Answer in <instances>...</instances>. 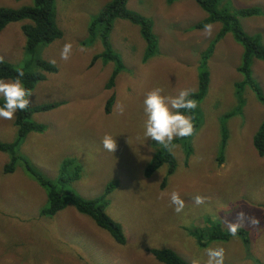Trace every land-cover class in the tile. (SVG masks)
I'll use <instances>...</instances> for the list:
<instances>
[{
  "label": "rangeland",
  "instance_id": "374dc122",
  "mask_svg": "<svg viewBox=\"0 0 264 264\" xmlns=\"http://www.w3.org/2000/svg\"><path fill=\"white\" fill-rule=\"evenodd\" d=\"M108 1L55 0V21L62 35L36 47L33 56L26 51L21 31L28 21L8 23L0 32V57L16 66L36 58L56 66V72H46L31 89L30 107L61 104L30 116L45 129L26 133L16 153L55 182L56 189L84 199L99 197L114 181L104 212L120 225L125 242L118 243L71 202L51 216H40L46 189L21 158L12 171L4 172L11 157L0 150V264H164L149 251L152 248L170 249L188 264H206L208 248H223L224 264H255V259L264 263V154L253 145L264 122V103L250 87L236 86L243 80L236 69L241 45L230 32L214 42L223 26L220 21L210 24L211 36L204 28H193L207 16L195 0H127L128 10L152 20L156 52L144 60L146 44L139 26L114 18L108 41L123 67L107 88L116 64L94 58L104 50L97 39L103 24L96 27L92 44L88 28ZM32 2L0 0V6L17 9ZM216 8H255L258 13L237 16V22L264 44V0H221ZM65 43L72 45L66 61L60 55ZM251 69L264 93V61L254 59ZM30 71H36L35 63ZM202 72L209 79L207 91L198 106L184 114L197 117L192 120L194 134L174 139L171 172L163 163L146 175L157 151L144 136L146 94L154 88L173 98L185 89L195 93ZM14 119H0L1 143L14 141ZM105 135L115 139V152L103 148ZM64 161L71 163L62 167ZM173 191L184 201L180 213L170 205ZM197 195L204 203H194ZM229 222L247 231V244L235 236L200 245L196 234L207 240L215 229L228 230Z\"/></svg>",
  "mask_w": 264,
  "mask_h": 264
},
{
  "label": "trees",
  "instance_id": "16d2710c",
  "mask_svg": "<svg viewBox=\"0 0 264 264\" xmlns=\"http://www.w3.org/2000/svg\"><path fill=\"white\" fill-rule=\"evenodd\" d=\"M126 1L127 0H110L105 3L100 12L91 21L88 28L90 38L93 39L91 44L99 39L101 44L104 46L103 52H101L94 58L102 57L104 61H115L114 63L116 64L115 69L113 70L106 84L107 88H110L113 85L114 77L123 67L120 57L111 50L108 41L111 22L114 18L128 19L132 23L139 26L140 35L146 44V49L143 57L144 60L153 56V54L156 52L157 39L152 31V20L136 12L128 10L126 8ZM168 1L172 2L173 0ZM195 1L207 13V16L200 22L195 24L193 28L201 29L204 28V25H210L215 21H220L223 24V26L217 32L214 42L224 37L226 33L230 32L236 42H238L242 47L240 62L236 66V69L239 73L242 74L243 80L241 82H238L236 86L242 87L246 85L250 87L256 94L258 100L264 103V93L261 87L254 81L251 69L254 59L264 61V44L261 43V38L259 36L247 34L237 22V16H252L258 13L257 10L255 8H251L240 9L235 12H231L226 9L218 10L216 8L217 4L221 0ZM54 2L55 0H33L31 4L17 9L0 6V32L8 23L24 20L28 21L22 24L21 31L26 39V51L30 56H33L36 53V47L46 45L56 38L61 37L62 35V32L56 25L55 21ZM100 24H103V26L99 34L100 36H98L99 38H97V36H95V30L96 27ZM214 42H212V44L210 45V50ZM208 54L204 55V58H206ZM33 63H35L36 65V71L34 72L30 71ZM17 69L23 70L24 76L21 77V81L24 87L29 90H31L38 81L44 80L46 72H56V66L54 64L47 62L41 58L32 59L31 62L25 63L22 66L13 65L3 59V62L0 63V79L12 81L17 76ZM208 83L209 79L207 73H200L198 80V90L197 92L192 93L189 98L196 101L201 100L207 91ZM4 103V98L0 97V107H3ZM112 103L113 96L108 99L105 105L106 112H109ZM60 104L61 102L48 103L29 107L25 111H17L14 119V124L17 127V134L14 138V141L11 143L0 142V150L10 153L11 157L10 162H8L4 167V172L12 171L14 168V161H16L18 158H21L26 166V169L33 176V178L43 188L46 189V205H44L40 209V216H51L57 211L63 209L67 202H71L75 205L79 212L92 217V219L98 226L108 230L118 243L123 244L125 242V239L120 225L114 222L104 212V207L107 202L105 196L110 192L112 186L115 184L114 181L108 184L105 192L99 197L94 199H84L74 192L56 189L55 182H52L50 179L40 174L33 166H31L27 162L25 158L20 157V155H17L16 153V148H18L22 138L26 133L30 131H43L45 129V125L43 123H38L31 120L30 116L34 112L50 110L59 106ZM240 104L241 102L238 101L236 107H240ZM180 112L182 114H186L189 113V110L181 109ZM192 120L196 121L197 117L196 119L192 117ZM173 142L174 140L172 141V143ZM152 145L156 148L157 151L151 162L146 166L145 174L150 175L154 171V169H156L163 163H168V171L171 172L175 165V160L173 159L172 154L169 151L164 153L162 151L163 147L155 141H153ZM253 145L260 155L264 154V122H262L258 131L254 134ZM70 163L71 161H64L62 167L67 166ZM73 178H75V176L71 178L68 177L66 180H70ZM60 180L62 181V179ZM236 236L241 237L244 240L245 244L249 242L247 231L238 229ZM196 237L198 238L200 245L205 247L208 242L215 240L227 241L235 236L230 235L228 230L220 231L215 229L208 235L207 240H203L202 235L200 234H196ZM149 251L160 262H163L164 264H188L179 255H177L170 249L152 248L149 249ZM258 262L259 260L255 259V264H257Z\"/></svg>",
  "mask_w": 264,
  "mask_h": 264
},
{
  "label": "clouds",
  "instance_id": "9594fccd",
  "mask_svg": "<svg viewBox=\"0 0 264 264\" xmlns=\"http://www.w3.org/2000/svg\"><path fill=\"white\" fill-rule=\"evenodd\" d=\"M212 26L204 25V32L207 36H211ZM71 43H65L61 50V59L68 60L71 52ZM3 57H0V63ZM54 63V61H53ZM24 76L22 69H17V76L12 81L0 79V96L4 98V105L0 107V119L12 120L17 111H25L31 105L32 92L26 89L21 81ZM161 88L150 90L143 101L144 112L147 119L144 124V136L147 139L155 141L164 149L171 151L175 145L172 141L175 138L190 137L194 134L195 128L190 116H186L180 112L181 109L193 110L198 104L194 99L189 97L193 90H181L176 97H165L161 95ZM175 110V111H172ZM123 114V107L120 109ZM103 148L108 152H115L117 144L115 139L110 135H105L101 141ZM170 205L174 206V211L180 213L184 209V201L178 192L170 193ZM194 203L200 205L204 203V197L195 196ZM243 214H238V220L242 219ZM240 223L229 222L227 227L229 234L236 236ZM207 255L206 264H224L223 248H208L205 250ZM191 264H199L198 260H193Z\"/></svg>",
  "mask_w": 264,
  "mask_h": 264
},
{
  "label": "crops",
  "instance_id": "0c3cea01",
  "mask_svg": "<svg viewBox=\"0 0 264 264\" xmlns=\"http://www.w3.org/2000/svg\"><path fill=\"white\" fill-rule=\"evenodd\" d=\"M259 86H260V85H259ZM260 87H261V86H260ZM261 89H262V88H261ZM257 264H264V263L259 261Z\"/></svg>",
  "mask_w": 264,
  "mask_h": 264
}]
</instances>
